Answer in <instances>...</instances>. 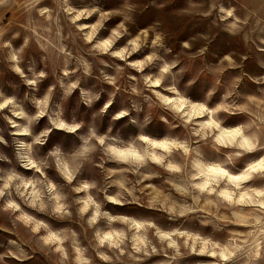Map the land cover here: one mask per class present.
Returning a JSON list of instances; mask_svg holds the SVG:
<instances>
[{"label": "rangeland", "instance_id": "374dc122", "mask_svg": "<svg viewBox=\"0 0 264 264\" xmlns=\"http://www.w3.org/2000/svg\"><path fill=\"white\" fill-rule=\"evenodd\" d=\"M58 47L69 55H58ZM173 63L176 67L166 76L170 86L182 84L178 90L186 95L197 84H206L202 102L218 109L206 115L193 105L184 113L191 122L188 128L175 121L182 129L180 138L215 130V146L201 140L197 147L188 140L186 158L173 153L165 160L180 147L173 136L153 143L151 153L145 151L155 161L150 164L155 175L135 195L151 215L134 218L135 245L124 240L128 220L105 215L118 205L103 201L96 208L93 201L100 202L104 193L84 188L86 182L107 187L106 169L127 165H117L103 153L85 159L75 148L67 154L62 148L59 159L51 158L55 178L49 177L50 183L37 172L20 173L34 139L24 129L36 127L28 117L47 111L37 102L41 91L48 92L45 85L62 92L65 107L72 92L77 93V106H94L98 95L105 102L115 98L120 108L143 116L138 127H144L166 112L152 104L153 92L161 89L149 90L146 80ZM65 64L69 76L63 75ZM39 71L48 75L37 79ZM184 106L179 101L175 111ZM96 112L93 118L99 123L103 113ZM233 120L238 125L227 127ZM209 153L219 160L212 162ZM114 156L143 161L135 149ZM185 160L188 167L178 172L177 165ZM212 165L226 174L210 171ZM190 176L202 179L190 181ZM0 177V264H264V0L0 3ZM111 178L121 183L134 179L130 173ZM118 191L108 187V194ZM145 220L157 224L155 235L145 229Z\"/></svg>", "mask_w": 264, "mask_h": 264}, {"label": "clouds", "instance_id": "9594fccd", "mask_svg": "<svg viewBox=\"0 0 264 264\" xmlns=\"http://www.w3.org/2000/svg\"><path fill=\"white\" fill-rule=\"evenodd\" d=\"M4 2L5 0H0V3ZM184 46L188 47L187 43H185ZM55 52L58 55H69V53L65 52L63 47L56 48ZM110 55L119 56L120 54L118 52H112ZM33 59L38 61L39 57L34 56ZM151 59L152 58L149 57V61ZM175 67L176 65L174 63L166 64L160 69L159 75L155 77L150 76L146 80L149 90L161 89L160 92H153L156 100L152 101V104L165 109L166 112L161 113L159 119L150 120L144 127H138V123L143 119V116H138L126 108H120L115 98L105 102L104 97L98 95L94 106H85L84 104L77 106V93L72 92L67 107H65V105L60 102L63 98L62 92L56 89L55 85L51 83L45 85L48 92L45 94L41 91L37 102L42 108L46 107L47 111L42 110L35 116L28 117L30 123L35 122L36 127L32 132H29L27 127L24 129V132L33 136L34 139L28 144L29 156L27 157L26 163H23L19 167L20 173H22L23 176H29L32 175L33 172H37L40 176L44 177L45 183H50L49 177L55 178V173L51 171V158L56 157L59 159L62 148L65 149V154L73 152L72 149L75 148L85 159L91 158L92 154L103 153L108 160L115 161L117 165H127L126 167L117 166L106 169V171L110 173L109 176L105 177V185H107V187H97L95 182H86L84 188H95L98 193H104L100 202L93 201L96 208H99L103 201H108L110 205H118V207L108 208L105 215L109 220H115L117 217H123L128 220V226L126 227L128 235H125L124 240L135 245L137 243L135 239L136 230L132 227V224L136 222L134 218L148 217L151 215L149 210L139 206L140 199L135 195L136 192L143 191V188L138 186L143 184L145 180L152 179L153 175H155L150 168V164L155 163V161H150L149 157L144 155L145 151L151 153L153 150V143H158L164 138L171 139L173 136L176 137L175 143L180 145V147L168 153L165 156V160L173 156V153H183L186 158L189 155L186 148L188 140H191L197 147H199L201 140L206 144L211 143L215 146V130H209L203 135L199 131L192 132L188 140L180 138L182 129L175 121H179V124L184 125V128H188L191 122L186 120L184 113L190 110L193 105H199L203 108L206 115L208 113L215 115L218 109L206 107L202 102L203 95L207 89L206 84H197L195 88L187 91L186 95L183 91L178 90L182 89V84L177 85L175 82H172L170 86V81L166 79V76H168ZM47 75L48 74L44 71L36 73L37 79L44 78ZM63 75H70L66 64L63 68ZM172 75L175 74L172 73ZM28 82L35 84L36 80H30ZM110 82L114 83V81ZM70 87L75 89L77 84L73 83ZM133 91L135 92L136 90L133 89ZM164 93L169 94L164 96V100H168V103H164V100L161 99ZM40 96L44 98L40 99ZM113 96H115V94H113ZM181 100L184 102L185 106L177 112L175 111V107ZM157 101H159V104L156 103ZM101 105H103V107H101ZM52 109L57 110L52 111ZM96 109H99V112L103 113L99 123L93 118L99 115ZM168 113L171 115H167ZM111 121H116V123H111ZM238 123L239 122L235 120L228 121L226 126L232 128L236 127ZM168 125L175 128L176 131L174 133L170 132L167 127ZM192 137H197L198 139L192 140ZM148 141L151 142L146 144ZM34 145H39V147L35 148ZM219 147H217V151H219ZM130 149H135L139 155L143 156V161L133 163L131 160L124 161L115 158V152H126ZM197 155L199 156L200 153L197 152ZM207 155H211L212 162L219 160V157L212 153ZM221 155H223V153H221ZM220 162L226 164L229 161L221 160ZM161 166L164 167L165 170L168 169L166 163H162ZM101 167H103V165H101ZM187 167L188 163L187 160H185L183 165H177V171L182 172ZM46 168L49 169L47 173L45 172ZM141 169L144 170L141 171ZM128 173H130L134 179H129L126 183H121L119 180H113L111 178L113 176H124ZM0 179L4 178L0 177ZM201 179V177H189L190 181H199ZM7 183V180H5V184ZM69 183H71V181H69ZM113 186L119 189L116 196L108 194V187ZM192 187H196V185H192ZM75 190L79 191L80 189ZM3 192L4 188L0 186V195H3ZM88 198L92 199L91 196ZM144 226L145 229L154 230L153 235L159 231L157 224L151 220H145ZM177 233L178 230L174 232V234ZM140 235L147 237V232H141ZM121 243L123 244L124 242L122 241ZM124 251L125 248L120 249L121 254ZM155 251V247H152L151 252ZM151 252H144V255H150ZM101 258L108 259V257L102 254Z\"/></svg>", "mask_w": 264, "mask_h": 264}, {"label": "bare ground", "instance_id": "6f19581e", "mask_svg": "<svg viewBox=\"0 0 264 264\" xmlns=\"http://www.w3.org/2000/svg\"><path fill=\"white\" fill-rule=\"evenodd\" d=\"M209 169H217V170H220L219 172H221V173H225V171L220 167V166H218V165H212V166H209L208 167ZM228 174V173H227ZM228 176L230 177V178H233L234 177V175H230V174H228Z\"/></svg>", "mask_w": 264, "mask_h": 264}, {"label": "snow or ice", "instance_id": "6c2138e0", "mask_svg": "<svg viewBox=\"0 0 264 264\" xmlns=\"http://www.w3.org/2000/svg\"><path fill=\"white\" fill-rule=\"evenodd\" d=\"M210 171H220V170H217V169H210ZM226 174V173H224ZM236 179H240V177H236Z\"/></svg>", "mask_w": 264, "mask_h": 264}]
</instances>
